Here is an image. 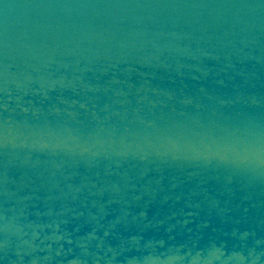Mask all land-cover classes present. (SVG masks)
Segmentation results:
<instances>
[{"label":"water","instance_id":"water-1","mask_svg":"<svg viewBox=\"0 0 264 264\" xmlns=\"http://www.w3.org/2000/svg\"><path fill=\"white\" fill-rule=\"evenodd\" d=\"M0 264H264V0H0Z\"/></svg>","mask_w":264,"mask_h":264}]
</instances>
